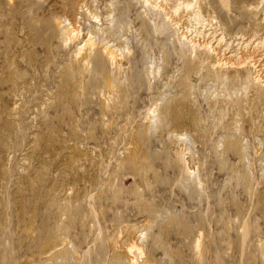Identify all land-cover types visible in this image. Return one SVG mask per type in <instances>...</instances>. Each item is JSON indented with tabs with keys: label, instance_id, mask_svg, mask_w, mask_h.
Segmentation results:
<instances>
[{
	"label": "rangeland",
	"instance_id": "374dc122",
	"mask_svg": "<svg viewBox=\"0 0 264 264\" xmlns=\"http://www.w3.org/2000/svg\"><path fill=\"white\" fill-rule=\"evenodd\" d=\"M155 1L0 0V264H264V0Z\"/></svg>",
	"mask_w": 264,
	"mask_h": 264
},
{
	"label": "bare ground",
	"instance_id": "6f19581e",
	"mask_svg": "<svg viewBox=\"0 0 264 264\" xmlns=\"http://www.w3.org/2000/svg\"><path fill=\"white\" fill-rule=\"evenodd\" d=\"M195 1V0H194ZM145 2L152 8V9H154V8H156L157 6L158 7H160V5H158L157 4V2L155 1V0H145ZM192 3V2H191ZM147 5V6H148ZM185 6V5H184ZM186 6H187V4H186ZM185 6V7H186ZM190 6V5H189ZM157 7V8H158ZM81 9V8H80ZM83 9V8H82ZM81 9V10H82ZM87 9V8H86ZM188 9V8H187ZM85 10V9H84ZM87 11V14L91 17V18H93V19H98V17H99V15L97 14V13H95V12H91L90 10L88 11V10H86ZM184 11V10H183ZM80 12V11H79ZM82 12H84L83 10H82ZM111 12V11H110ZM182 13V12H181ZM85 14H86V12H85ZM196 14H198L199 15V13H196ZM197 15V16H198ZM172 16V15H171ZM197 16H194V18L196 19V17ZM201 16V15H200ZM200 16H198V17H200ZM197 17V18H198ZM173 18V17H172ZM76 19H77V17H76ZM178 20V19H177ZM186 20V19H185ZM197 20H199V19H196V21ZM173 21H174V18H173ZM180 21V20H179ZM200 21V20H199ZM205 21V20H204ZM175 22H176V20H175ZM68 23V22H67ZM71 24H72V26H70L69 25V23H68V25L70 26V28H69V26H67L68 28V34H67V36H68V39L69 40H74V39H78L79 37H81V35H82V33H81V29H79L78 27H76V21H75V19H73V20H71V22H70ZM203 23V22H202ZM175 24V23H174ZM177 24V23H176ZM211 25V24H210ZM209 25V26H210ZM213 25V24H212ZM216 27V26H215ZM117 28V27H116ZM120 28V27H119ZM185 30V31H184ZM210 30V29H209ZM66 31V30H65ZM120 31H122V30H120ZM190 31V29H188V27H184L182 30H181V32H183L182 33V37L183 38H185V39H187L189 42H193V39L192 38H190V39H188V35L186 34L187 32H189ZM115 32V31H114ZM197 32V31H196ZM93 33H96V31L94 32L93 30H92V28H91V30L88 32V39L85 41V43H84V46H83V48H80L79 49V53L82 51V50H84V51H86V53L87 52H89V53H87L86 54V56H85V59H86V62L88 63V61H90L89 59H88V57L90 56V52L92 53V54H95V52L96 51H99V53H100V55H101V59L103 60V61H105V62H108V63H110V65H116V64H118V66L120 65L121 66V57H120V55H118L117 54V52H116V49L119 47V40L121 39V36H119L118 34H117V31L114 33L115 34V36H116V38H113V42H115L116 44L115 45H110V41H108V38L110 37V35L112 34V32H107V33H105V35L102 37V38H100L99 40H98V42H97V45L98 44H100V47L99 46H97L96 45V41H94L93 39L95 38V36H93ZM192 33V32H191ZM211 33V38H213V39H216L218 36H220L218 39H216V41H217V44L216 45H212L213 43H211V42H207L206 44H205V46L207 47V49H211V52L212 51H215V50H217V49H221V43H223L222 45H224L225 47V49L224 50H227L228 49V51H227V53L226 54H229V55H226V54H224V58L223 59H225V61L224 62H220V61H218V64L219 65H229V66H231V68L232 67H238V68H243L244 67V65L245 64H248L247 62H246V58H245V56L244 55H242L241 53H240V55L238 54V53H235V50H232V49H230V47H231V42H226V40H224V34H223V32H221V30L220 31H218L217 33H216V31L215 30H213V31H211L210 32ZM120 34V33H119ZM198 34V33H197ZM66 35V34H65ZM203 35V34H202ZM227 36V35H226ZM256 36V35H255ZM237 37V36H236ZM206 38V37H205ZM238 39H242V42L244 41V38H243V36H239V38ZM68 40V41H69ZM207 40V39H206ZM236 40V39H235ZM211 41H212V39H211ZM251 41V43H253V41H252V39L250 40ZM239 42V41H238ZM238 42L236 43V44H238ZM194 43V42H193ZM249 42H247V44H248ZM261 44L262 42L260 41H257V43L256 44ZM195 44V43H194ZM246 44V43H245ZM196 45V44H195ZM241 45V44H240ZM264 45V44H263ZM194 46V45H193ZM194 47H197V46H194ZM223 47V46H222ZM236 47V46H235ZM241 47V46H240ZM246 47H248V46H246ZM245 47V48H246ZM255 47H257V46H255ZM263 47V46H262ZM217 48V49H216ZM99 49V50H98ZM241 50V49H240ZM244 51V50H243ZM216 52V51H215ZM223 52V51H222ZM234 52V53H233ZM221 54V53H220ZM218 55V54H217ZM223 55V54H222ZM220 58V57H219ZM218 58V59H219ZM217 59V60H218ZM263 59H264V56H263ZM220 60H222L221 58H220ZM252 61V60H251ZM260 61V60H259ZM255 62H257V61H255ZM264 62V61H263ZM254 63V62H253ZM252 64V63H251ZM250 64V65H251ZM257 64V63H256ZM254 66H255V63H254ZM254 66H250V67H252V68H255ZM260 68V67H259ZM263 70L262 71H264V64H263ZM247 69V68H246ZM249 70V69H248ZM259 70V69H258ZM257 71V70H256ZM259 72V71H258ZM257 74V73H256ZM255 74V75H256ZM263 77H261V76H258V77H254L253 79H254V82L255 81H259L260 83L263 81L264 82V74L262 75ZM262 78H263V80H262ZM130 249L129 250H131V246L129 247ZM133 248V247H132ZM129 250H127V251H129ZM131 252V251H130Z\"/></svg>",
	"mask_w": 264,
	"mask_h": 264
}]
</instances>
